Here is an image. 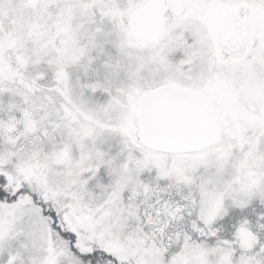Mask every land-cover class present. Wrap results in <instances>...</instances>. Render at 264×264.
Wrapping results in <instances>:
<instances>
[{
	"label": "snow or ice",
	"instance_id": "6c2138e0",
	"mask_svg": "<svg viewBox=\"0 0 264 264\" xmlns=\"http://www.w3.org/2000/svg\"><path fill=\"white\" fill-rule=\"evenodd\" d=\"M0 264H264V0H0Z\"/></svg>",
	"mask_w": 264,
	"mask_h": 264
}]
</instances>
